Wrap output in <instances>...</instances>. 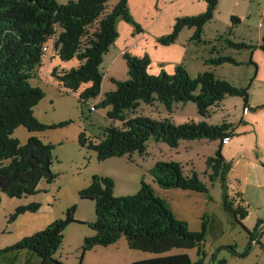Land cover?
Segmentation results:
<instances>
[{"label":"rangeland","instance_id":"obj_1","mask_svg":"<svg viewBox=\"0 0 264 264\" xmlns=\"http://www.w3.org/2000/svg\"><path fill=\"white\" fill-rule=\"evenodd\" d=\"M56 1L64 4L68 0ZM199 1L128 0L134 23L121 19L123 24L117 29L116 39L102 56L99 70L103 77L97 97H80L91 82L81 83L76 91H72L51 75L54 66L69 69L78 62L76 59L59 60L56 55L51 58L55 50L53 41L49 42V51L43 54L42 63L36 67L30 80L31 85L44 92V97L34 106L33 114L47 125L70 121L65 126L36 132L19 126L10 135L20 144L33 135L52 144L51 170L55 178L50 183L41 180L38 192L33 195L16 198L0 192V264H39L38 256L28 250L5 249L63 218L65 211L72 206H75L77 222L64 229L61 245L53 254L55 259L64 264H131V259L157 256L130 249L124 236L108 246L82 249L85 238L95 233L90 223L96 215L95 201L82 198L80 191L90 187L96 176L111 178L114 182L112 193L117 197L136 193L143 179L154 187L157 196L165 200L173 215L187 223L189 230L201 231L203 221L207 222L200 247L176 248L171 253L185 252L196 262L202 258L200 248L205 253L202 264H219L222 260L223 264H264V50L260 49L264 36V0H217L199 39L192 38L194 27L183 26L172 41L162 42L173 32L178 19L192 16L184 14L206 11L207 3ZM115 2L113 0L112 4ZM200 5L203 11L199 10ZM232 17L239 18L240 22L233 25ZM230 41L244 42L253 48L234 49L228 44ZM125 54L146 55L150 60L147 72L151 75L162 71L172 74L175 67L183 66L191 78L212 71L217 79L236 87H248L247 108H244L241 96H226L220 106H213L210 115L204 118L213 125L226 122L234 131L229 145H225L221 152L232 162L228 174L230 195L235 198L234 193L241 192L242 205L247 209L242 225L223 209L219 182L211 181L206 170V158L214 156L219 145L217 140H181L176 147H171L150 138L144 154L135 152L130 157L113 156L105 160H99L94 150L80 145L81 131L98 141L104 128L119 123L108 118L109 104L96 105L104 98L105 92L114 89L113 77L120 81L128 79ZM227 55L238 64L211 63L212 59ZM141 109L153 119L170 117L175 124L198 120L194 102L175 103L171 113L166 112L159 102L152 106L142 103ZM160 160L179 162L187 174L193 168L207 191L160 188L149 172ZM34 203L38 204L35 211L16 212L18 207ZM233 251L246 252V255L240 257Z\"/></svg>","mask_w":264,"mask_h":264},{"label":"trees","instance_id":"obj_2","mask_svg":"<svg viewBox=\"0 0 264 264\" xmlns=\"http://www.w3.org/2000/svg\"><path fill=\"white\" fill-rule=\"evenodd\" d=\"M68 0L59 4L56 0H0V192L9 197L21 198L38 192L41 180L50 183L55 174L53 145L44 143L37 136H30L24 144L10 135L19 126L29 132L65 126L44 124L33 114V108L44 97L43 90L33 86L30 80L42 56L49 51L53 41L55 55L59 60L76 59L78 64L69 69L53 67L51 75L67 90L76 91L81 83L91 82L81 93L82 99L97 97L101 91L103 74L99 70L102 56L117 37V21L123 19L134 23L128 9V0ZM206 11L178 19L173 32L162 42L172 41L183 26L194 27L193 39H199L203 26L215 8L217 0H204ZM233 25L240 22L232 17ZM137 26V25H136ZM234 49H252V45L228 42ZM45 48V49H44ZM260 49L264 50L263 44ZM128 79H111L114 89L105 92L96 105L109 104V119L119 122L103 130L102 138L93 141L81 131L79 143L97 153L99 160L113 156L146 152L150 138L176 147L181 140H217L219 145L214 156L205 161L211 181H218L222 190L223 209L242 225L247 209L241 192L230 195L228 174L232 162L226 160L221 149L234 135L226 122L208 124L203 118L210 115L213 106H220L226 96H241L244 108L248 107V87H236L225 80L217 79L212 71H204L191 78L183 66L175 67L174 73L162 71L148 74L149 58L124 55ZM222 62L235 63L232 56L212 59L216 65ZM159 102L171 113L175 103L194 102L201 119L175 124L170 117L153 119L141 109V104ZM141 109V110H140ZM228 140L224 142L226 139ZM157 185L162 189L206 192V185L192 168L185 173L179 162L157 161L150 169ZM114 182L109 177H95L92 185L80 191V196L95 201L96 219L90 223L94 235L86 237L83 250L94 246H108L124 236L130 249L149 252L157 256L136 260L131 264H202L205 253L198 249L202 258L193 262L187 253H171L173 249L200 247L207 222L201 231L189 230L185 221L177 219L168 204L157 196L152 186L141 180L139 190L126 196H114ZM237 199V200H236ZM38 204L20 206L16 212L35 211ZM75 206L65 211L64 217L54 220L44 229L24 237L5 251L25 249L40 259V264H64L53 257L61 245L63 231L70 223L77 222ZM81 223V222H80ZM259 223V222H258ZM257 223V225H258ZM233 248V247H232ZM237 256H245L246 252ZM224 260L219 264H223Z\"/></svg>","mask_w":264,"mask_h":264},{"label":"crops","instance_id":"obj_3","mask_svg":"<svg viewBox=\"0 0 264 264\" xmlns=\"http://www.w3.org/2000/svg\"><path fill=\"white\" fill-rule=\"evenodd\" d=\"M198 2H201V1H199L198 0ZM199 10L200 11H203V6L202 5H200L199 6ZM191 11V10H190ZM191 12H189V13H186V14H184V15H197V14H199L200 12L199 11H193L191 14H190ZM181 15V14H180ZM121 23H122V21H121V19H119V21H117V25H116V27H117V29H120V26H122L121 25ZM123 24V23H122ZM204 30H203V32L205 31V27L203 28ZM189 31H191V29L189 30ZM111 48V47H110ZM109 48V49H110ZM123 52H125V49H123L122 51H121V53H122V55H123ZM253 55H254V52H253ZM254 57V56H253ZM112 79H114V80H116L114 77L112 78ZM198 119H201L199 116H198ZM204 119V118H203ZM229 143H230V141H228L227 143H225L224 145H223V147L225 146V145H229ZM222 147V148H223ZM154 188V187H153ZM140 259H143V258H140ZM135 259H131L130 261H131V263L134 261ZM39 264H40V261H39Z\"/></svg>","mask_w":264,"mask_h":264},{"label":"built area","instance_id":"obj_4","mask_svg":"<svg viewBox=\"0 0 264 264\" xmlns=\"http://www.w3.org/2000/svg\"><path fill=\"white\" fill-rule=\"evenodd\" d=\"M45 49V48H44ZM228 140V138L224 141V142H226Z\"/></svg>","mask_w":264,"mask_h":264}]
</instances>
